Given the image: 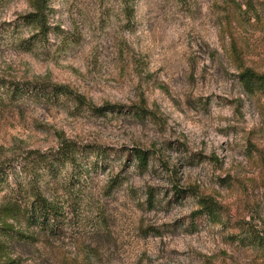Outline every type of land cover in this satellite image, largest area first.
Wrapping results in <instances>:
<instances>
[{
	"label": "rangeland",
	"instance_id": "1",
	"mask_svg": "<svg viewBox=\"0 0 264 264\" xmlns=\"http://www.w3.org/2000/svg\"><path fill=\"white\" fill-rule=\"evenodd\" d=\"M35 1L0 0V167L76 158L34 176L54 234L14 221L0 264H264V94L238 78L264 0H45L42 25Z\"/></svg>",
	"mask_w": 264,
	"mask_h": 264
},
{
	"label": "trees",
	"instance_id": "2",
	"mask_svg": "<svg viewBox=\"0 0 264 264\" xmlns=\"http://www.w3.org/2000/svg\"><path fill=\"white\" fill-rule=\"evenodd\" d=\"M44 4L45 0L35 1L37 13L29 16L33 17L29 21L31 24H43ZM238 78L249 94H264V73H258L251 68H241ZM34 88L54 97L72 95L68 88L61 85L38 83ZM30 155H36V157L32 159L31 163L23 165L22 171L18 173L20 175L14 174L15 171L11 168L0 167V191L7 190L8 193L4 196L7 202L0 207V230L6 234L14 229V221L16 222L20 218L25 221L27 227L35 228L46 234H54L55 229L52 224L59 214L58 208L40 191V188L37 187V177L34 176L38 174V170H42L44 173L55 171L54 163L62 166L66 163L73 164L76 158L75 147L70 142L61 146V149L55 154V160L39 151H32ZM136 156L141 166L147 165V151L137 150ZM199 203L206 214L212 217L216 216L215 203L209 202L208 199H202ZM10 220L13 223H10Z\"/></svg>",
	"mask_w": 264,
	"mask_h": 264
}]
</instances>
